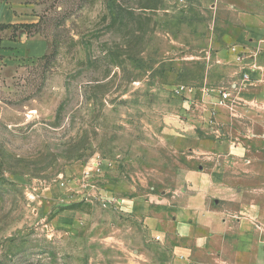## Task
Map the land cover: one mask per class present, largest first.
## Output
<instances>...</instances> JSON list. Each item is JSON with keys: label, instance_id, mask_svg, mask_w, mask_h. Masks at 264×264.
<instances>
[{"label": "rangeland", "instance_id": "obj_1", "mask_svg": "<svg viewBox=\"0 0 264 264\" xmlns=\"http://www.w3.org/2000/svg\"><path fill=\"white\" fill-rule=\"evenodd\" d=\"M20 1L36 22L0 30V264H253L235 229L206 248L174 214L264 0Z\"/></svg>", "mask_w": 264, "mask_h": 264}, {"label": "crops", "instance_id": "obj_2", "mask_svg": "<svg viewBox=\"0 0 264 264\" xmlns=\"http://www.w3.org/2000/svg\"><path fill=\"white\" fill-rule=\"evenodd\" d=\"M24 7L20 0H0V23L36 22ZM242 21L244 33L227 54L235 71L226 89L234 101L217 104L224 108L217 110L223 136L191 138L204 168L190 171L186 201L178 205L174 221L180 236L198 235L206 248L227 243L235 229L236 255L264 264V13ZM233 121L246 124L243 133L232 132Z\"/></svg>", "mask_w": 264, "mask_h": 264}, {"label": "built area", "instance_id": "obj_3", "mask_svg": "<svg viewBox=\"0 0 264 264\" xmlns=\"http://www.w3.org/2000/svg\"><path fill=\"white\" fill-rule=\"evenodd\" d=\"M233 101L234 100L232 98V95L228 89L223 88L218 90V99H217L218 105L230 106Z\"/></svg>", "mask_w": 264, "mask_h": 264}, {"label": "trees", "instance_id": "obj_4", "mask_svg": "<svg viewBox=\"0 0 264 264\" xmlns=\"http://www.w3.org/2000/svg\"><path fill=\"white\" fill-rule=\"evenodd\" d=\"M31 26H32V23H30V24L29 23H20V24L0 23V30H3V29L8 28V27H13L14 33H15V31H17V29L20 27H24V28L28 29Z\"/></svg>", "mask_w": 264, "mask_h": 264}]
</instances>
